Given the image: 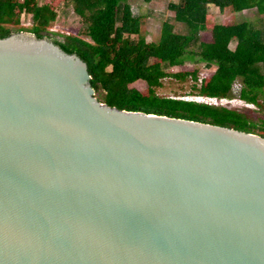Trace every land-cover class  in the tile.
Instances as JSON below:
<instances>
[{"label":"water","instance_id":"water-1","mask_svg":"<svg viewBox=\"0 0 264 264\" xmlns=\"http://www.w3.org/2000/svg\"><path fill=\"white\" fill-rule=\"evenodd\" d=\"M48 38H0V264H264V139L101 103Z\"/></svg>","mask_w":264,"mask_h":264},{"label":"trees","instance_id":"trees-1","mask_svg":"<svg viewBox=\"0 0 264 264\" xmlns=\"http://www.w3.org/2000/svg\"><path fill=\"white\" fill-rule=\"evenodd\" d=\"M127 1L69 0L83 22L87 40L78 36L50 38L53 44L77 55L86 64L90 85L95 94L102 96L100 102L118 110L190 120L251 134L258 131V136L264 139V121L259 127L235 109L156 93L165 78L191 79L198 97L230 99L233 85L238 82V99L264 113V31L248 22L213 24L208 9L213 4L219 10L254 8L264 14V0H178L170 8L175 21L185 27V33H175L173 25L164 22L157 42H146L140 35L141 19L132 14ZM24 14L32 17L33 26L29 30L18 28ZM57 17L52 3L0 0V38L10 37L13 28H18L19 32L29 31L43 39ZM208 28L211 42H199V33ZM194 58L207 67H215L208 79L199 80L195 70L166 71V67ZM137 81L146 84V93L130 87Z\"/></svg>","mask_w":264,"mask_h":264},{"label":"rangeland","instance_id":"rangeland-1","mask_svg":"<svg viewBox=\"0 0 264 264\" xmlns=\"http://www.w3.org/2000/svg\"><path fill=\"white\" fill-rule=\"evenodd\" d=\"M178 0H128L132 14L141 19L140 35L146 42H157L160 37V31L162 24L168 22L173 25L175 33L184 34L185 27L175 21L174 12L171 10L170 5L176 4ZM41 3H52L57 10V20L51 24L48 28L47 37L56 38L62 40L65 36H78L82 39H86L84 34V26L80 17L74 12L69 0H41ZM209 12L212 14L213 24L223 23L231 24L238 22H248L255 28L264 31V14H259L254 8L244 9L241 11H232L230 8L219 10L213 4L209 5ZM33 26L32 17L30 15H22L21 25L18 28H24L29 30ZM18 28H13L14 34L29 31H18ZM199 42H211L210 28L202 31L198 35ZM51 40V39H50ZM234 42L230 44V48H234ZM196 71L199 80L208 79L214 72L215 67L205 66L202 62H199L197 58L194 60L185 59L179 65L166 67V71L169 73H181ZM130 87L137 89L142 93H146V84L143 81H137ZM239 83L235 82L232 89V96H236L239 92ZM156 93L162 97H173L178 99H184L194 101L197 97L194 90V81L191 79L185 81H179L174 78H165L162 80L161 88L156 90ZM95 97L102 101L101 94H95ZM223 107L235 109L245 114L250 120L258 124L264 121V113L260 109L253 105L245 104L237 99H231L230 102L223 101ZM258 130H260L258 128ZM256 132L255 135L257 134Z\"/></svg>","mask_w":264,"mask_h":264},{"label":"built area","instance_id":"built-area-1","mask_svg":"<svg viewBox=\"0 0 264 264\" xmlns=\"http://www.w3.org/2000/svg\"><path fill=\"white\" fill-rule=\"evenodd\" d=\"M238 95V94H237ZM233 96L230 99H217V98H207V97H196L194 99L195 102L198 103H203V104H207V105H213V106H221L223 101H228L230 102L231 99H237L238 101L242 102L241 100L238 99V96Z\"/></svg>","mask_w":264,"mask_h":264}]
</instances>
